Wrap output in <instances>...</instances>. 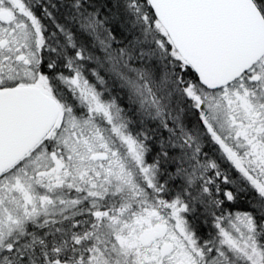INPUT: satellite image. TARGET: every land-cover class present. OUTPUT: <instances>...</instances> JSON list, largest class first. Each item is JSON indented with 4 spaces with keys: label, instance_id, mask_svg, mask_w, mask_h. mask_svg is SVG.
Wrapping results in <instances>:
<instances>
[{
    "label": "snow or ice",
    "instance_id": "1",
    "mask_svg": "<svg viewBox=\"0 0 264 264\" xmlns=\"http://www.w3.org/2000/svg\"><path fill=\"white\" fill-rule=\"evenodd\" d=\"M0 264H264V0H0Z\"/></svg>",
    "mask_w": 264,
    "mask_h": 264
}]
</instances>
